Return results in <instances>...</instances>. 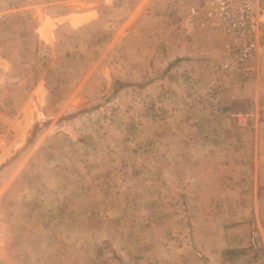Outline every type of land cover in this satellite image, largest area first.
<instances>
[{"label": "rangeland", "instance_id": "rangeland-1", "mask_svg": "<svg viewBox=\"0 0 264 264\" xmlns=\"http://www.w3.org/2000/svg\"><path fill=\"white\" fill-rule=\"evenodd\" d=\"M201 1L0 0V264H264V38Z\"/></svg>", "mask_w": 264, "mask_h": 264}, {"label": "built area", "instance_id": "built-area-1", "mask_svg": "<svg viewBox=\"0 0 264 264\" xmlns=\"http://www.w3.org/2000/svg\"><path fill=\"white\" fill-rule=\"evenodd\" d=\"M183 25L192 37L220 35L224 43L218 52L226 57L222 71L245 74L256 66L264 38V0H202L191 4Z\"/></svg>", "mask_w": 264, "mask_h": 264}, {"label": "crops", "instance_id": "crops-1", "mask_svg": "<svg viewBox=\"0 0 264 264\" xmlns=\"http://www.w3.org/2000/svg\"><path fill=\"white\" fill-rule=\"evenodd\" d=\"M240 229L243 230V232H242L243 233V243H242V247L243 246H247V245L250 246V245L255 244L254 243V241H255V234L254 235H251L250 234L249 236L248 235L246 236V230L248 229V227L246 225L242 226ZM228 240H229V237H228ZM246 242H248L249 244L246 245ZM262 242L264 243V239L262 240Z\"/></svg>", "mask_w": 264, "mask_h": 264}]
</instances>
